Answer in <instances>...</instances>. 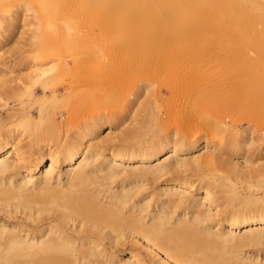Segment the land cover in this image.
I'll return each instance as SVG.
<instances>
[{
    "label": "bare ground",
    "instance_id": "obj_1",
    "mask_svg": "<svg viewBox=\"0 0 264 264\" xmlns=\"http://www.w3.org/2000/svg\"><path fill=\"white\" fill-rule=\"evenodd\" d=\"M29 9L27 23L21 16ZM19 21L33 26L28 60H58L30 67L16 82L28 102L9 111L7 125L0 123V264H264L242 255L264 241V199H239L231 190V208L223 212L210 190L215 180L204 173L215 162L207 153L213 142L169 132L163 118L181 110L175 105L169 113L160 88L147 94L151 83L143 80L177 72L184 81L205 84L193 105L208 111L213 78L209 71L200 76L198 68L238 60L246 70L257 67L244 73L243 84L264 93L263 56L239 53L228 35L240 33L250 44L247 34H259L264 41V0H0V43ZM93 30L100 42L87 50ZM201 33L224 36L223 44L218 36L206 46L193 44ZM178 43L179 51H170ZM94 60L101 69H84ZM188 60L193 68L184 65ZM4 77L0 83L9 87L12 80ZM32 87L42 94L36 97ZM175 92L177 102H189L191 94ZM183 111L184 121L194 119L191 110ZM125 115L132 124L143 116V124L113 134ZM238 131L230 147L245 157L257 139Z\"/></svg>",
    "mask_w": 264,
    "mask_h": 264
},
{
    "label": "rangeland",
    "instance_id": "obj_2",
    "mask_svg": "<svg viewBox=\"0 0 264 264\" xmlns=\"http://www.w3.org/2000/svg\"><path fill=\"white\" fill-rule=\"evenodd\" d=\"M30 11H26L23 14L24 17L21 16L23 18V19L21 18V20H24L25 22L29 23L30 22L29 20H31L32 16H33L32 10H30ZM29 14H30V16L28 17L27 15H29ZM25 17H26V19H25ZM88 19L94 20V17H90V18L88 17ZM24 21L23 22L19 21V22H22L23 24L19 23L18 26L14 27L12 29L9 28L10 30H8V31H10L12 33L9 32V35L7 34L6 37L3 38V41L0 43V79L2 78V76L3 77L5 76L4 77L5 79L3 78L4 80H7L8 78L10 80H12V83L10 82L12 85L9 84V87H7V85H6V87H4L5 84L4 85L2 84L3 85L2 86L0 83V95L3 96L4 99H6V100L3 99V101H0V113H1L0 114L1 115V122L0 123H4L6 121V123H4L6 125L8 124L7 122H8L9 111L11 109L20 108L21 105L26 104V101H27V99H26L27 98V92L24 91L25 88L21 90L22 86L19 85V87H18L17 83L20 84L21 81L25 80V78H26L25 76H27L26 74H28L29 72L32 71V70H30L31 69L30 67H32L34 70V68L36 69V68L40 67L41 65L50 64L51 61L54 62L55 58H56V57L51 58V60L49 59V61L47 60L43 63L40 62V64H38L37 62H35V60H33L34 63H36V64H34L32 61V56H30V54H29V56L31 57V59H30L31 61L28 60L29 58L27 57V55H28L27 53L29 51V53L32 54V50H33L32 48H34V45L31 42L32 38L30 39V37H31L30 36V34H31L30 29L33 28V26L32 27L30 26V29H29L28 28L29 26L27 27L26 26L27 23H25ZM24 23H25V25H24ZM22 26H24V28H22ZM20 29L22 32H20ZM0 30H1L0 32H3L2 29H0ZM12 30L13 31L15 30V32H13ZM208 34L209 33L197 34L195 39L192 38L193 41L190 39V42L192 41V42H194L193 44H195V43L197 44V41H198L199 43L202 42L206 46L209 43V41L212 40L213 38H214V42L216 41V39L220 38L219 35H216L215 33H211L212 37H209V38H211V39H209L208 36H210V35H208ZM233 34H235V35H233ZM228 35H231V37H233L234 40H236V44L239 47V49H240V47H241V49L243 48V50H241V49L239 50V53H240V51H242L244 55L247 53L250 56L252 55L253 58H255L256 56L261 54V56H263V58H264V41L261 38L259 39V36H258L259 34L258 35L257 34H247V36L250 37V41H249L250 44L244 40H241V37H240L241 34L240 33L230 32V34H228ZM0 36L2 37V34ZM216 36H218V37L216 38ZM223 38H224V36H222L221 39H218V41L220 40V44L223 42V40H222ZM206 40L208 41V43ZM221 40H222V42H221ZM99 42L100 41H99L98 32L93 30V31H91L90 35L87 37V40L85 42L84 47L87 50L95 49L98 46ZM180 45H181L180 43H178V46H177V44L176 45L174 44L171 46L172 48L169 47L168 49L171 48L170 51H173L174 49L176 50V49L180 48ZM215 46H217V45H215ZM218 46H217V48H218ZM220 46H222V45H220ZM246 49H248V50H246ZM24 51H27V52H24ZM178 51H179V49H178ZM23 53H25V54H23ZM60 53L61 54H59V55H62L65 58L67 57L68 61L70 60V56H69L70 54L69 53H68L69 57L65 56L64 51H60ZM239 53H237V54H239ZM241 54H239L240 57H241ZM66 55H67V53H66ZM56 60H58V59L56 58ZM94 61H96V62H91V64L85 65L84 69H86L87 66H88L87 69L91 70V71L97 70L96 69L97 67H98V69H101V66H100L101 63L99 62V60H94ZM213 62H215V61L212 60V62H209V65H207L208 63L202 64L201 65L202 68H200V67L198 68V72L200 69V72H199L200 76H205L204 78H207L211 75V77L213 78V81H211V83H210V86H212V87H210V86L209 87H210V89H213L215 92L213 93V91H211L210 89H208V91H207V92H209V91L211 92V93L209 92L210 95L208 94L210 99H211V100H209V102L210 101L211 102L208 106V109H207L208 111H205V110L203 111V109L200 110L201 108L199 109L198 108L199 106H196L197 103L193 105V103H195L194 100L199 99V97L202 95V92L204 93L205 92L204 90L207 89L204 87V90H203V85L205 86V84L200 85L197 82H191L189 80L184 81L182 79V77H180L181 76V75H179L180 73L177 75V72H174L175 75L172 72H171V74H162V73L158 74L157 73L158 75H156V76H155V74H152V75L148 74V76H147V74H145L146 77L144 76L143 80L146 79L148 82L147 83L148 85H149V83H151V85L149 86L150 88L148 87L146 90L147 94H148V91L150 94V91L156 92V91H158L157 89L160 88L159 91H161V93H162V96H161V98H163L162 101H164L166 104H168V105L164 104L165 105L164 107L167 106L170 108V109L167 108L168 110L166 108H164V109H166L168 112H169V110L171 112H173L175 105H177L176 109L179 108L181 110L179 112V114H178V110H177V112L174 113V114H176V116L174 114L173 115L168 114V116H171V117H166V119H165V117L163 118V120H165V124H164L165 128L166 129L168 128L169 132H172V131H173V133L177 132L180 136H182V138H185V139H189L192 135L199 134L200 141L208 140V141L213 142L214 146L211 147V149L209 151H207V153H209L215 159V162L212 166L205 168L204 173H205V176H207L209 178H213L215 180L214 184L210 187V190H211L213 196H215L217 198V203L219 204V208L221 210H223V212H224V211H227L231 208V199H230L231 198V190L234 191L235 194H237V197L239 199L240 198L241 199L242 198H250V197H255L257 199H264V151H263L264 150L263 149L264 148V93L263 92L260 93V91L259 92H257V91L253 92L252 90L249 91V88L247 87V85L243 84V82L245 83V80H246L245 74H247V71H250V69L252 71V68L257 69V67H253L254 65L251 66L252 65L251 64L250 67H252V68L248 67V69L246 70L244 68L245 66H243L244 63L239 62L238 60H237V62L235 61V62L229 64L230 67H228L227 63L225 64V62L219 63L220 66L218 65V63H213ZM28 63H32V65L34 64L33 66H35V67H33L31 64H28ZM194 63H195L194 60L193 61L188 60V62L186 61V63L184 65L187 64L186 66L193 68L192 65ZM241 63H243V64L240 65ZM234 65H235V67L237 66V68H235ZM36 66H38V67H36ZM226 66H227V68H226ZM239 66H240V68H239ZM241 66H243L242 68H244V69H242ZM205 67H206V69L202 71V69ZM234 68H235V70H234ZM227 69L230 71L232 70V71L229 72ZM236 69H238L239 72ZM28 70H29V72H28ZM253 71H254V69H253ZM204 72H208L209 76H207L208 73H205L207 75H204ZM225 73H227V74H225ZM216 74H217V76H216ZM228 74H230V76H228ZM234 74H235V76H234ZM168 75H171L172 79L174 76V81L171 78H169ZM222 75L225 77H223ZM178 76L181 79L177 78ZM142 77L140 76L139 79H142ZM164 77L167 79L169 78V81L167 79H165ZM220 77H221V79H220ZM11 78H15V79H11ZM153 79L155 81H153ZM160 79H161V81H160ZM177 79H180V80H178V82H177ZM146 80L144 82H146ZM157 80H159V81H157ZM165 80H167V81H165ZM171 80L173 81V83H170V82H172ZM226 80H228V81L226 82ZM231 80H233V81H231ZM237 81H238V84H237ZM1 82H2V80H1ZM166 82L168 83L167 85H166ZM186 82L187 83L189 82L191 84H189V83L187 84ZM161 83H164V84H161ZM226 83H228V84L226 85ZM170 84H171L170 87H171L172 92H175V90H176L175 93L177 95L174 93V96L176 95L177 97H180L183 92H184L183 95H185V94L187 95L188 93L191 94L190 96L192 98L189 96V94H188L189 97L187 96L189 98V102L186 103L185 99H184V102H181V101H183L181 99V101L178 100V102L180 104L179 105L177 100L173 99L171 97L173 94H172L171 90L169 89ZM176 84H178V85H176ZM192 84L195 86H193ZM189 85L190 86L192 85L193 89H192V86L190 87ZM172 86H173L174 91L172 89ZM184 86H185V88L187 87V89H185ZM197 86H201V87H197ZM213 86H215V87H213ZM221 86H223L224 88L221 89L220 88ZM242 86H244V87H242ZM15 87H17V88H15ZM194 87H196V89H194ZM154 88H155V90H154ZM182 89H183V91H182ZM184 89L186 91H184ZM217 89H219V90L217 91ZM5 90L7 91V93L8 92H10V94L12 93L11 95L9 93L8 94H9V96L14 95L13 98L10 97V98H8L9 100H7V97H9V96H8V94H6ZM40 90H41L40 87H32V92L35 94L36 97H39L42 94V92H41L42 90L41 91ZM177 90H179L182 93H179V91H177ZM246 91H249V93ZM251 91H252V93H251ZM151 93H153V92H151ZM211 95L215 98L214 101H213ZM3 97H1V98H3ZM142 97L144 98V96H142ZM143 98L140 97L139 101H142L141 99H143ZM170 99H171V102H170ZM190 99H192V104L190 103L191 102ZM221 99H222V101H221ZM167 100L169 103H173V104L172 105L169 104L167 102ZM174 100H176L177 104L175 103ZM4 101L6 104L4 103ZM164 102H162V103H164ZM190 105H191V107H190ZM210 105H211V107H210ZM35 106L36 105H34L33 107H35ZM192 106H195L197 108L193 107V109H194V111H193L191 109ZM201 106H202V104L200 105V107ZM186 107H187V109H186ZM202 107H204V106H202ZM171 108H172V110H171ZM60 109L62 111H65V109L64 110L62 109V107ZM118 109L116 110L117 116H119L121 111H122L121 108L119 110ZM183 110H185V112L188 110H191L192 112H194V113H192V112L189 113L190 116L195 115L194 119L190 117V119H189L190 121L185 120V121H187V123H186L184 121L185 117H183V116H185V115L187 116L188 112H186V114H185ZM182 111L185 115L182 113ZM5 112L7 113V116H5L6 115ZM132 116L134 117V115L130 113V115L128 117L130 119L131 118L133 119ZM125 117L121 120H118V122L115 123V125L111 127V131L114 132L113 134L120 133V131L122 132L124 129L125 130L130 129L132 127V125H134V127H137L138 125L141 126L143 124L142 123L143 121H140V120H144L143 116H138L136 118L137 121L135 120V123L137 122V124H136L137 126H135V123H133V124H132V122L129 123L126 115H125ZM186 118H188V117H186ZM5 119H7V120H5ZM81 120H83V119H81ZM192 121L194 122V124L192 123ZM220 122H223L225 124L222 125ZM128 123H129V125H128ZM182 123H184V124H182ZM177 130L180 132H178ZM238 130L243 131L244 133L246 132V134L254 137V140L257 139L256 142L254 141L255 142L254 144H251L252 146L248 149L249 151L248 150H247V152L245 151L246 152L245 157L244 156L243 157H236L235 153L232 152L233 151L232 147H230L231 144L235 143V141H236V134H237L236 131H238ZM105 133H107L106 130L103 131V133L101 132L99 135V138H100V136L102 137V135H104ZM147 136H149V135H145L143 137V139H147ZM232 141H234V142H232ZM220 145H223L224 149L218 147ZM202 152H203V150H198L195 152V154L198 155ZM235 163H238L239 166H237V167L235 166V168H234L233 165H235ZM183 174H181V175L191 178L190 180L197 179V177L194 176L193 173H183ZM222 182H225L226 185H223ZM152 186L155 187L156 184H152ZM242 255L245 257L250 256L251 258L257 259L258 261H264V241L259 246L250 247V248H246V249L242 250Z\"/></svg>",
    "mask_w": 264,
    "mask_h": 264
}]
</instances>
